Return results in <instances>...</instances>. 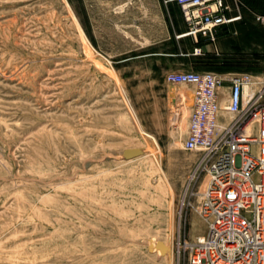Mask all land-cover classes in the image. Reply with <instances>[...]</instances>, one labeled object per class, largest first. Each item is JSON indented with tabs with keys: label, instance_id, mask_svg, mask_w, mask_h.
<instances>
[{
	"label": "rangeland",
	"instance_id": "1",
	"mask_svg": "<svg viewBox=\"0 0 264 264\" xmlns=\"http://www.w3.org/2000/svg\"><path fill=\"white\" fill-rule=\"evenodd\" d=\"M141 2L0 0V264H188L178 242L205 234L199 199L180 207L199 158L182 148L193 102L171 137L173 95L193 87L159 69L263 76L264 0L216 31L212 61L144 56Z\"/></svg>",
	"mask_w": 264,
	"mask_h": 264
},
{
	"label": "built area",
	"instance_id": "2",
	"mask_svg": "<svg viewBox=\"0 0 264 264\" xmlns=\"http://www.w3.org/2000/svg\"><path fill=\"white\" fill-rule=\"evenodd\" d=\"M169 2L178 6L186 26L182 36L195 44L193 57L204 55L202 41L215 44L216 31L240 19L227 16L232 9L225 0H163ZM255 20L264 26V13ZM165 82L193 87L182 148L199 158L180 207L199 199L206 224L204 236L179 241L178 247L188 251V264H264V75L168 72ZM221 112L234 119L226 122Z\"/></svg>",
	"mask_w": 264,
	"mask_h": 264
},
{
	"label": "crops",
	"instance_id": "3",
	"mask_svg": "<svg viewBox=\"0 0 264 264\" xmlns=\"http://www.w3.org/2000/svg\"><path fill=\"white\" fill-rule=\"evenodd\" d=\"M141 1L142 2L139 5L137 3L135 5V8L138 10V12L135 13V17L139 18V16H141L142 18H145V16H147V22L153 25V28L146 35V37L147 39L152 40L153 46L155 47V50L149 52L144 56L169 57L176 59L193 58L199 61H212V57L218 56L217 47L215 46L216 43L209 44L203 41L200 43L199 46L204 52V55L201 57H193L190 55L193 48L195 47V44L191 38L182 36L186 32V26L182 20L179 8L174 2L164 4L163 0ZM242 1L243 0H225V2L232 9L230 13H227L228 17H234L236 15H239V6H242ZM144 9L149 10L147 14L146 11H143ZM240 20L241 17L238 21ZM224 28H228V26L219 28L217 30V33L219 30H222ZM186 68L172 69L164 66L159 70L162 75H166V73L168 72H211L206 70H199L193 67Z\"/></svg>",
	"mask_w": 264,
	"mask_h": 264
},
{
	"label": "bare ground",
	"instance_id": "4",
	"mask_svg": "<svg viewBox=\"0 0 264 264\" xmlns=\"http://www.w3.org/2000/svg\"><path fill=\"white\" fill-rule=\"evenodd\" d=\"M125 6H127L126 3L118 6L117 9L121 11ZM81 34L85 38V35L83 34L82 31H81ZM85 40L88 43V40L86 38H85ZM180 86H185L186 87V86H189V85H180ZM247 91L248 92H251L252 90H251V88H248ZM221 93H222V95H224L225 92L222 90ZM173 97H174V101L173 102L175 103V105L178 106V107H180V109L182 110V113H179V119H178V122H180V121H182V122H180L178 124L177 129H174V130L171 131V137L173 138L172 140L174 141V140H178V139L182 138L183 135H185L184 134L183 117H184L185 111L187 110V108L189 107V105L192 102L194 103L193 89H187L186 88L185 91L180 90L178 92H175L174 95H173ZM191 100H193V101H191ZM223 100H224V98H223ZM223 100H222V102H223ZM221 115L223 117H225L226 122H230V121H232L234 119L232 116H229V115L225 114L224 112H221ZM133 117H134L133 119H134V121L136 123V126L139 128L140 133L142 135H144L145 137L151 139L153 141L154 145L156 147H158V144H157V141H156L155 137L152 134H150V133L146 132L145 130H143L142 125L140 124V121H139L138 117L136 116V114L134 112H133ZM174 120L176 121V119H174ZM185 131H186V129H185ZM247 133L250 134V135H253L255 133V128L249 127ZM129 152H133V150L132 151H129ZM136 152H137V150H136ZM156 163H157L156 171L160 175V178L163 180L164 186H165L166 190L167 191H169V190L171 191L172 190V187L167 182V176L161 171V168H160L158 162H156ZM153 198H154V196H153ZM201 231H203V230H201ZM202 236H204V234L201 235V236H198L197 238H201Z\"/></svg>",
	"mask_w": 264,
	"mask_h": 264
}]
</instances>
